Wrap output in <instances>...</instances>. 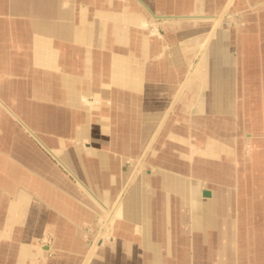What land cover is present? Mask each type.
Wrapping results in <instances>:
<instances>
[{
	"label": "crops",
	"instance_id": "0c3cea01",
	"mask_svg": "<svg viewBox=\"0 0 264 264\" xmlns=\"http://www.w3.org/2000/svg\"><path fill=\"white\" fill-rule=\"evenodd\" d=\"M231 2L0 0V235L13 264H264L262 143L236 103L256 46L226 26ZM147 17L177 44L150 39ZM159 135L182 158L148 159ZM142 155L155 171L132 177ZM106 207L138 235L114 228L89 256L81 225Z\"/></svg>",
	"mask_w": 264,
	"mask_h": 264
},
{
	"label": "rangeland",
	"instance_id": "374dc122",
	"mask_svg": "<svg viewBox=\"0 0 264 264\" xmlns=\"http://www.w3.org/2000/svg\"><path fill=\"white\" fill-rule=\"evenodd\" d=\"M120 1L122 2V0ZM239 1L241 0H232L231 4L229 5L228 10H227L229 19H228L226 26L228 25V27H230L232 30L241 29V31H245L243 33L246 36L248 35V37L247 38L244 37L240 40H243L248 45L252 44L256 46V53H255L256 58L255 59L257 60L256 61L257 63H255V66H256L257 71L253 70V72L250 73L252 75L253 73H255L256 78L252 76L251 78H247L249 80L248 81L246 79V75H247L246 70L244 68H242L241 70L237 69L238 71L237 77H240V80L238 81V85L236 87V89L239 92V96L237 97L238 101L236 103H237L238 109H240L241 111L240 113L241 117L239 118V120H242L244 122L243 124L244 131L248 133H253V135L260 137L259 139L261 140L262 144L260 147H257L256 150L261 152L263 159H264V81L262 80V71L260 69L262 64L264 67V0H251V2L258 1L259 3V4H252V5H248V4L242 5L238 3ZM164 24L165 23H163L161 19L157 20L156 22H153V20L150 17H147V22L144 24L143 29L146 31V33L150 36V39L152 40L164 41L166 39L167 44H168L167 49L168 48L170 49L174 44H177L178 41L175 39L173 41H170L171 39L168 37V35L171 34L172 32L167 31L164 28ZM259 33L260 34L262 33V34L260 35ZM230 54L236 61V67L239 65V67L241 68L240 65L243 64V60H240L242 58H240V52L238 51V49L237 48L232 49ZM200 56H201V51H198L196 55L193 57L191 64L194 65L198 61ZM243 57H244V61H246L245 54H243ZM159 58H160V55H157L156 57L154 56L151 57V59L149 60L148 68L154 69L153 65L158 61ZM238 61H239V64H237ZM191 70H192V67H190V69L187 71L186 70L183 71V73L180 75V78L184 77L185 73ZM154 72H157V71H154ZM162 72L165 73L166 71H162ZM258 72H259V75H258ZM156 78H160V75L158 73H157ZM175 87L177 88V83L175 84ZM177 89H175V93L173 92L172 94H176ZM248 98L250 99L251 102L247 100ZM178 99H177V102H180L182 99H185V96H183L182 98H178ZM244 99H246V101ZM251 103L252 105L256 106L254 113L251 112V106H250ZM85 104L88 107L91 106L90 103H88V101H85ZM215 120H216V123H218V125L224 124V121H223L224 119L220 121V118L216 117ZM234 121L235 120L233 119L232 125L236 126L234 125L235 124ZM245 122L247 124H245ZM177 124L178 122L176 120L173 121V125H177ZM232 131H234V129H232ZM243 134L239 135L240 139L241 137L244 138ZM157 137L158 138L153 145V149L147 153L148 159L155 158L156 156H166L169 158L178 157L179 159L182 158L181 156H179V152L176 149L170 148L171 143H176L174 139L163 137L161 135ZM256 150H254V146L251 145L249 141H247L244 143L241 149V153L243 154L242 155L243 157L252 158L253 151H256ZM124 160L127 162L129 159L125 158ZM125 161L123 162L124 163L123 168L126 169V172H127L129 170V165L125 163ZM248 161L249 163L252 164L251 159ZM252 166L253 165H249V168L251 169ZM261 166L262 168L259 173H261L264 176V163L263 165L261 164ZM137 170L138 172L134 173L136 178L140 177L141 173L147 174L150 172L151 173L154 172L155 168L147 162L144 165L138 167ZM248 172L251 173L252 170H248ZM261 185L263 187L262 192H263V197H264V177H263V181L261 182ZM121 219L122 217L117 215L111 222H107L106 224L104 223L105 221H103L101 224L97 225L95 229H93L91 225H81V227L85 230L83 238L86 243L87 250L91 246H93L95 243L93 239L94 233L100 230L102 227H104V225H107L108 230L111 229L110 233L107 232V235H106V238H107L106 241H109L108 239L113 237L114 228L119 227V223H121ZM128 226L123 225V228H120V227L119 228L121 232L123 233H127V228H128L130 229L131 233L138 235L137 230H135V226L133 225H128ZM1 229L2 228L0 225V230ZM50 240H51V235L48 232L42 233V235L37 238L38 243H48V241ZM14 257H15V243L9 242L7 237H3L0 235V264H13ZM84 260H85V257L83 258V261Z\"/></svg>",
	"mask_w": 264,
	"mask_h": 264
},
{
	"label": "bare ground",
	"instance_id": "6f19581e",
	"mask_svg": "<svg viewBox=\"0 0 264 264\" xmlns=\"http://www.w3.org/2000/svg\"><path fill=\"white\" fill-rule=\"evenodd\" d=\"M228 3V2H227ZM226 7V6H225ZM227 14V13H226ZM223 15H225V12H222V16ZM189 76V75H188ZM143 153V152H142ZM146 153V152H145ZM145 155V154H144ZM144 155H142L141 156V158L139 157V159L136 161V164H135V166L133 167V171H132V173H131V175H132V177H133V175H134V173L136 172H138V170H137V168L138 167H140V166H142L143 165V163H144ZM68 170V169H67ZM130 177V176H129ZM81 184V183H80ZM129 184H130V182H129ZM128 184V185H129ZM79 185V184H78ZM127 185V186H128ZM80 186V185H79ZM84 188H86L87 189V187L85 186ZM124 188V187H123ZM126 188V187H125ZM83 190H85V189H83ZM88 191H89V189H87ZM125 190H123V192H124ZM204 191H208V189H205ZM211 192V191H210ZM212 196V195H211ZM214 196V195H213ZM119 198H121L120 196H119ZM95 199V198H94ZM93 199V200H94ZM96 201H98L99 202V200L98 199H95ZM120 200V199H119ZM217 201V200H216ZM120 202V201H119ZM99 203H101V202H99ZM122 203V202H121ZM120 204V203H119ZM118 204V206L120 207V205ZM213 204V203H212ZM103 206V205H102ZM212 206V205H211ZM103 208V207H102ZM105 208V207H104ZM105 211V215H104V219H102L103 221H105L104 223H106L107 224V222H111L112 221V219H113V214H112V210H110L109 208H107L106 207V209L104 210ZM211 215V214H210ZM215 215V214H214ZM208 216V215H207ZM121 217V216H120ZM211 219V218H210ZM209 220V219H208ZM102 223V222H101ZM210 224V223H209ZM211 227V226H210ZM110 229V228H109ZM138 229H140V228H138ZM203 229V228H202ZM206 229V228H205ZM209 229V228H208ZM224 231V230H223ZM107 232L108 233H110V230H108V228H107V225H104V227H102V229H101V231H99L96 235H94V245L93 246H91L89 249H88V255L90 256L91 254H93L94 253V251L96 250V248L97 247H100L101 246V244H103V243H105V241L107 240V238H106V235H107ZM204 234V233H203ZM112 238V237H111ZM111 238H109V239H111ZM176 246V245H175ZM174 246V247H175ZM175 252V251H174ZM96 253V252H95ZM161 254V253H160ZM175 254V253H174ZM95 255V254H94ZM89 260V259H88ZM216 260V259H215ZM116 261V260H115ZM216 261H214V262H212V263H215ZM171 263V262H170Z\"/></svg>",
	"mask_w": 264,
	"mask_h": 264
},
{
	"label": "water",
	"instance_id": "95a60500",
	"mask_svg": "<svg viewBox=\"0 0 264 264\" xmlns=\"http://www.w3.org/2000/svg\"><path fill=\"white\" fill-rule=\"evenodd\" d=\"M203 195H204V196H208V195H209V191H204V192H203Z\"/></svg>",
	"mask_w": 264,
	"mask_h": 264
}]
</instances>
